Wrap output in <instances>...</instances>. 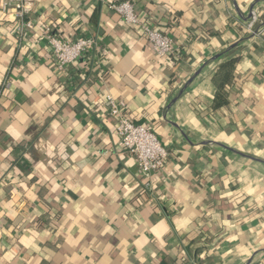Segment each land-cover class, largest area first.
Returning a JSON list of instances; mask_svg holds the SVG:
<instances>
[{
    "label": "crops",
    "instance_id": "crops-1",
    "mask_svg": "<svg viewBox=\"0 0 264 264\" xmlns=\"http://www.w3.org/2000/svg\"><path fill=\"white\" fill-rule=\"evenodd\" d=\"M7 1L0 264H264V0H133L180 57L156 54L109 8L116 0H25L36 26L22 40ZM218 9L229 27L212 25ZM49 27L96 38L93 57L61 73L39 38ZM235 44L230 102L213 111ZM109 98L168 150L153 195L120 148Z\"/></svg>",
    "mask_w": 264,
    "mask_h": 264
},
{
    "label": "built area",
    "instance_id": "built-area-1",
    "mask_svg": "<svg viewBox=\"0 0 264 264\" xmlns=\"http://www.w3.org/2000/svg\"><path fill=\"white\" fill-rule=\"evenodd\" d=\"M109 8L119 15L122 22L138 31L156 54L161 57H180L172 37L154 26L153 17L139 14L133 0L114 1L109 4ZM2 10L16 11L18 25L15 33L19 40L35 29L34 22L25 21L24 16L28 12L25 0H9L4 3ZM252 27L251 24L248 29L251 30ZM39 38L47 39L56 68L63 74H68L70 68L77 65L83 57L92 58L97 49V39L94 37L80 36L73 41L62 40L51 35L50 27L44 28ZM3 89H11L9 76L4 80ZM109 102L110 114L117 118L116 132L120 138V148L136 159L139 171L145 176L144 191L153 195V179L165 169L169 158L168 150L152 129L135 124L127 116L124 106L117 105L112 98H109Z\"/></svg>",
    "mask_w": 264,
    "mask_h": 264
},
{
    "label": "trees",
    "instance_id": "trees-1",
    "mask_svg": "<svg viewBox=\"0 0 264 264\" xmlns=\"http://www.w3.org/2000/svg\"><path fill=\"white\" fill-rule=\"evenodd\" d=\"M121 0H116L115 2H119ZM210 8L214 7L213 5L209 6ZM159 10L168 12L166 10V8H164L163 6L159 7ZM220 9L217 10V14L215 13V17L214 20L216 22H212L213 23H217L219 27L221 25V27H229L230 25V18L227 17L226 15H224V11H220ZM201 14H205L206 11H200L198 12V15ZM222 20H221V19ZM221 20V22H220ZM208 21V19L205 20V23ZM211 35L213 36H217L220 35V33L218 32V29H216L215 31L210 32ZM193 38V35L192 37ZM238 48L234 47L232 49H230L227 52V55L225 57V60L219 65L217 73L214 77V82L216 83V85L218 86V91L216 93L215 99H214V103L212 105V110L216 111L219 109H223L224 107L228 106L229 104V99L231 97L232 91L230 89V82L233 78V72L235 70V67L237 65V63L239 62L240 56H236V54L238 53ZM8 91H1V95H0V103H2V100L6 99L5 93Z\"/></svg>",
    "mask_w": 264,
    "mask_h": 264
},
{
    "label": "water",
    "instance_id": "water-1",
    "mask_svg": "<svg viewBox=\"0 0 264 264\" xmlns=\"http://www.w3.org/2000/svg\"><path fill=\"white\" fill-rule=\"evenodd\" d=\"M254 7V6H253ZM253 9V8H252ZM239 44H235V45H233L230 49H232V48H234V47H236V46H238ZM230 49H228V50H226L223 54H222V56L223 55H225Z\"/></svg>",
    "mask_w": 264,
    "mask_h": 264
}]
</instances>
